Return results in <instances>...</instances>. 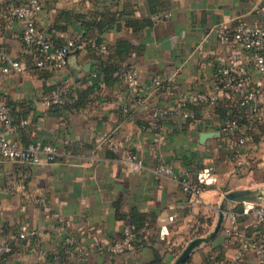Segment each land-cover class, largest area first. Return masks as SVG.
<instances>
[{
	"label": "crops",
	"instance_id": "1",
	"mask_svg": "<svg viewBox=\"0 0 264 264\" xmlns=\"http://www.w3.org/2000/svg\"><path fill=\"white\" fill-rule=\"evenodd\" d=\"M20 1L0 0V44L26 67L0 84V96L18 124L8 136L21 145L53 143L60 155L32 166L29 177L28 164L0 156V238L12 240L0 264H151L157 259L174 264L193 239L214 230L223 204L236 211V235L257 228L252 207L264 204V122L234 158L235 139L221 129L225 107L214 111L192 104L190 118L154 112L160 106L173 110L189 90L212 89L217 66L234 48L213 28L262 22L264 0H42L37 24L55 44L77 37L109 45L103 54H71L62 69L27 68L24 24L4 16ZM165 12L170 16L156 19ZM120 42L130 45L125 55L117 48ZM130 66L138 70L136 88L111 72ZM243 68L262 87L264 100V72L237 66ZM156 76L162 85L154 83ZM57 87L66 90V105L45 101ZM235 97L230 92L222 99ZM237 116L243 118V112ZM4 130L0 123V133ZM125 152L139 156L144 166L134 168L124 160ZM160 163L172 166L179 178L197 179L212 167L210 182L191 202L178 178L156 172ZM231 191L246 196L229 200L225 195ZM133 220L147 231L144 244L113 257L97 250L98 242L120 236ZM228 224L225 215L220 232L196 246L184 264L234 258L240 246L228 240ZM23 227L36 229V235L15 237ZM235 264H258L256 252L243 250Z\"/></svg>",
	"mask_w": 264,
	"mask_h": 264
},
{
	"label": "built area",
	"instance_id": "2",
	"mask_svg": "<svg viewBox=\"0 0 264 264\" xmlns=\"http://www.w3.org/2000/svg\"><path fill=\"white\" fill-rule=\"evenodd\" d=\"M42 8V0H21L17 4H12L5 11L4 16L8 19H18L23 22L24 30L22 40L26 50L33 55L35 64L40 68L62 69L66 67L68 58L71 54L83 50L94 51L103 54L108 50V44L97 42L96 40H84L82 38H69L63 44L56 45L52 39L37 24V15ZM264 13V6L259 8ZM169 12L155 15L156 19L167 18ZM223 44H230L234 48L229 58L222 59L217 66L213 87L209 92L189 90L178 102V106L171 110L167 106H160L154 112V116L160 117L168 113H182L185 117L190 116L191 104H205L213 109L228 93L237 94L238 101L242 106L248 108V125L242 129L238 117L230 115L221 125V129L229 136L233 137L237 130L241 133L235 139L232 147L234 149V158L240 156L241 149L246 146L251 133L259 122L264 120V100L262 99V87L255 84L246 73L245 69H237L240 64L253 66L260 72H264V18L257 24H251L246 21H240L235 26L220 25L213 28ZM2 30L0 29V34ZM26 69L23 62L13 57L4 45L0 44V84L3 79L14 73L22 72ZM130 88H136L139 85L138 70L135 66L120 69L116 72ZM156 85H162L164 82L161 77L154 78ZM66 90L63 87H57L49 94L44 96L48 103L64 104L66 101ZM128 111V107H124ZM0 123L5 130L0 133V156L4 159L17 160L28 164L26 176L32 175L31 167L41 162L55 161L60 155V150L53 143H42L31 141L26 145L18 144L8 132H13L18 128L10 107L0 96ZM25 123V120L21 121ZM116 150L118 146L113 147ZM124 160L129 162L134 168L140 169L144 166L143 160L132 152L124 153ZM213 168L209 167L202 171L197 179L188 176L179 178L174 168L165 163L156 166V172L161 175H167L178 178L183 189L187 192L191 202H195L201 193L206 189L210 182V175ZM256 229L248 235H236L238 230V220L236 211H227L226 216L229 224L225 226V232L231 243L240 246L238 254L232 259L221 260L217 264H235L245 249L254 250L257 254L258 264H264V204L252 207ZM174 220V216L169 217ZM37 233L36 229L23 227L15 237L31 239ZM68 242L72 239L68 238ZM137 240L136 225L132 222L127 223L120 236L108 240L107 242H98L97 250L113 257L116 254L123 253L135 248ZM12 250L11 238H0V257Z\"/></svg>",
	"mask_w": 264,
	"mask_h": 264
},
{
	"label": "trees",
	"instance_id": "3",
	"mask_svg": "<svg viewBox=\"0 0 264 264\" xmlns=\"http://www.w3.org/2000/svg\"><path fill=\"white\" fill-rule=\"evenodd\" d=\"M1 29V28H0ZM82 39H84V40H95V39H91V38H82ZM97 42H101V40H96ZM64 43V42H63ZM63 43H61V44H63ZM55 44V43H54ZM61 44H56V45H61ZM130 45H129V43H127V42H120L119 44H118V46H117V48L119 49V51H120V53L122 54V55H125V51L127 50V48L129 47ZM107 51H109V45H108V50ZM29 55H30V61H31V65H27V68H31V69H47V68H40V67H38L36 64H35V62H34V59H33V55L31 54V53H29ZM48 69H51V68H48ZM121 69V67H114L113 69H112V74H114L117 78H119V76H118V74H116V72L118 71V70H120ZM65 95H66V101H65V103L64 104H62V105H66L67 103H68V97H67V94L65 93ZM236 95V94H235ZM232 99V100H231ZM231 99H220L219 100V102H218V104L213 108V110L214 111H216L217 110V108H219L220 106H223V107H225L226 108V110H227V113H226V117H225V119L227 118V117H229L230 115H233V116H236V117H238L237 116V111L238 110H241L242 112H243V118H240V117H238V119L240 120V122H241V127H240V130L242 129V127L244 126V125H248V108L247 107H245V106H242L241 104H240V102L238 101V97H237V100H236V97H235V99L233 100V98H231ZM5 102H6V100H5ZM7 103V102H6ZM193 104H195V103H193ZM8 105V104H7ZM192 105V104H191ZM9 106V105H8ZM188 118H190V116H188ZM224 119V120H225ZM264 122V120H262L261 122H259V124H258V126H260L262 123ZM258 126H257V128H258ZM256 128V129H257ZM256 129L254 130V131H252V133H251V135L253 136L254 135V132L256 131ZM240 130H237V132H236V134H234L233 135V138L234 139H237V137L239 136V134L241 133V131ZM132 223H134L135 225H136V229H137V240H136V242H135V248L134 249H136V248H138V247H140L142 244H144L145 243V241L148 239V236H147V231H146V229L144 228V226L142 225V224H140L139 222H137V220L135 221V220H133L132 221ZM187 263V262H186ZM151 264H161V262H160V259H157V260H155L154 262H152Z\"/></svg>",
	"mask_w": 264,
	"mask_h": 264
},
{
	"label": "water",
	"instance_id": "4",
	"mask_svg": "<svg viewBox=\"0 0 264 264\" xmlns=\"http://www.w3.org/2000/svg\"><path fill=\"white\" fill-rule=\"evenodd\" d=\"M257 195L258 196H262L263 194L260 193V194H257ZM225 196L229 200H236V199H241V198L245 197L246 195L244 193H242V192L231 191V192H228ZM227 211H228V208L223 204L221 206V213H220L219 220H218L214 230L207 236L198 237V238L193 239L187 245V247L183 250V252L178 256V258L176 259L174 264H184L186 262V260L189 258L191 251L196 246H199L201 243L213 239L220 232V230L222 229V226H223V223H224V219H225V215H226Z\"/></svg>",
	"mask_w": 264,
	"mask_h": 264
}]
</instances>
